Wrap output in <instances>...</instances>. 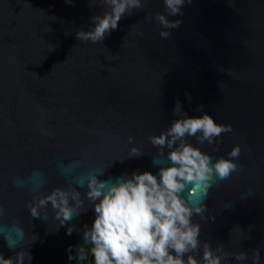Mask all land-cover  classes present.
Returning <instances> with one entry per match:
<instances>
[{
    "label": "water",
    "instance_id": "obj_1",
    "mask_svg": "<svg viewBox=\"0 0 264 264\" xmlns=\"http://www.w3.org/2000/svg\"><path fill=\"white\" fill-rule=\"evenodd\" d=\"M90 3L101 0H0V254H15L4 232L15 239L19 226L23 249L38 237L28 249L32 264H69L67 249L75 254L83 244L93 211L74 217L67 236L50 206L30 216L31 189L86 185L111 163L100 180L137 169L157 174L153 157L167 161L149 137L169 127L179 99L189 116L202 106L232 126L218 145L190 139L213 161L241 146L238 171L208 190L207 219L193 218L200 239L229 256L246 251L245 264L256 249L264 260V0H191L183 16L169 17L182 23L166 40L145 19L164 11L162 0H145L102 44L76 38L104 11ZM133 146L141 158L117 161ZM204 187L189 185L185 198L198 202Z\"/></svg>",
    "mask_w": 264,
    "mask_h": 264
},
{
    "label": "clouds",
    "instance_id": "obj_2",
    "mask_svg": "<svg viewBox=\"0 0 264 264\" xmlns=\"http://www.w3.org/2000/svg\"><path fill=\"white\" fill-rule=\"evenodd\" d=\"M72 0H66L71 3ZM191 0H162L163 12L152 17H145L160 28L161 39H168L172 30L182 23L169 17L183 16L182 11ZM104 9L100 15L90 18L87 31L80 30L76 38L81 42L102 44L105 38L119 28V22L126 15L131 16L136 10H144L145 0H101L99 5L90 3L89 7ZM231 6V3L229 4ZM191 102V96L186 94ZM196 111L201 115L189 116L182 110L179 99L176 100L173 114L176 117L169 127L158 135L149 137V142L157 149V157H164L166 165H161L156 157L153 163L159 171L139 169L131 174L124 173L115 179L100 180L105 170L88 176L86 185L71 180L68 187H55L42 192V184L34 185L31 191L37 193L26 205L32 218L41 217V209L49 206L59 227H66V235L71 236L74 228L69 222L81 214L93 211L92 223L83 226V244L75 248L69 246L68 261L77 264H245L248 260L246 251L229 256L222 245L213 248L207 241L200 239L201 224L194 216L207 219L204 200L208 190L218 181L231 177L238 171L236 161L241 155V146L235 145L226 155L213 161L210 154L190 142L195 138L199 145H218L222 143V134L230 133V124L218 123L202 106ZM133 140L130 137L129 143ZM218 151V148H214ZM144 153L133 146L129 154L117 161L139 159ZM204 185L198 202L185 198V190L194 192L189 185ZM86 187L82 193L78 188ZM3 209L0 208V214ZM214 221L215 217H211ZM15 239H10L4 232L7 247L15 254L5 257L0 254V264H32L34 257L28 251L38 237L32 240L27 249L21 245L26 233L22 227L12 228ZM58 230V228H57ZM19 249V251H16ZM260 249L254 250L251 264H262Z\"/></svg>",
    "mask_w": 264,
    "mask_h": 264
}]
</instances>
